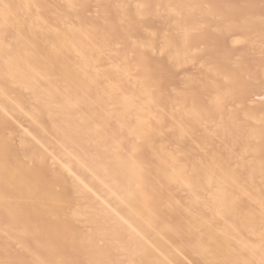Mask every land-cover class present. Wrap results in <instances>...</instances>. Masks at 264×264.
<instances>
[{"label":"bare ground","instance_id":"bare-ground-1","mask_svg":"<svg viewBox=\"0 0 264 264\" xmlns=\"http://www.w3.org/2000/svg\"><path fill=\"white\" fill-rule=\"evenodd\" d=\"M0 264H264V0H0Z\"/></svg>","mask_w":264,"mask_h":264}]
</instances>
